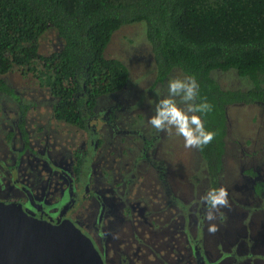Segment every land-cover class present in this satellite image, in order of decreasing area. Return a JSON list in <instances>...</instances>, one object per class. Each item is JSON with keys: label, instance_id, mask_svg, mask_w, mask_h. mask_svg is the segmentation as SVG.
Returning <instances> with one entry per match:
<instances>
[{"label": "flooded vegetation", "instance_id": "obj_1", "mask_svg": "<svg viewBox=\"0 0 264 264\" xmlns=\"http://www.w3.org/2000/svg\"><path fill=\"white\" fill-rule=\"evenodd\" d=\"M155 76L154 68L145 95L168 75ZM6 85L10 93L0 94L14 104L0 109V203L50 225L69 223L102 264H264L262 106L247 109L257 140L242 145L226 122L220 166L211 172L182 137L143 126L140 106L122 97L132 88L84 101L81 121L68 123L55 118L56 99L37 83ZM221 186L231 207L210 234L200 198Z\"/></svg>", "mask_w": 264, "mask_h": 264}, {"label": "trees", "instance_id": "obj_2", "mask_svg": "<svg viewBox=\"0 0 264 264\" xmlns=\"http://www.w3.org/2000/svg\"><path fill=\"white\" fill-rule=\"evenodd\" d=\"M142 22L161 82L172 69L195 77L197 103L213 110L203 116L216 137L203 150L208 169L220 166L226 133L225 108L259 104L264 110V0H0V91L9 72L30 75L56 99V119L81 121L86 101L120 91L127 69L103 57L112 33ZM51 28L60 45L47 55L37 52V39ZM232 70L248 88L222 90L212 71Z\"/></svg>", "mask_w": 264, "mask_h": 264}, {"label": "rangeland", "instance_id": "obj_3", "mask_svg": "<svg viewBox=\"0 0 264 264\" xmlns=\"http://www.w3.org/2000/svg\"><path fill=\"white\" fill-rule=\"evenodd\" d=\"M145 25L142 22L133 23L130 25H124L112 33L108 44L103 51V57L106 59H115L121 62L127 69V81L123 89L115 96L121 95L128 88L133 90L127 91L123 94V98L128 103L140 106L144 120V127L148 126V119L154 115L155 104L161 99L160 93H158L161 87H168V82L173 78L183 79L186 76L179 69H172L162 85L154 87L152 90H145L146 95L140 91V89L148 88V82L150 73L154 71V64L149 45L144 39ZM37 52L40 55H47L53 51H57L60 42L57 40L55 32L48 28L37 39ZM210 78L213 81H217V85L222 90L235 89L234 82L236 80L245 84L242 88L236 90H246L248 88V82L243 78H238L232 70L226 72L212 71ZM3 82L8 85L14 86L18 90L23 88H36V82L28 75L26 78L20 76L17 72H9L2 78ZM165 90V89H164ZM167 93V90L164 91ZM145 95V96H144ZM14 102L9 97H5L0 94V109L8 108ZM12 104V105H13ZM259 104L252 106L233 105L229 106L226 110V120L228 126L227 135L231 138L237 139L242 145L244 142H249L248 138L252 141L257 140V131L253 125L249 123V117L251 116L248 108H252ZM254 110V109H253ZM255 111V110H254ZM256 112V111H255ZM261 137V135H260ZM229 138V140H231ZM228 140V137H227ZM229 153L234 155L232 147H229ZM238 155V154H237ZM234 158H236V156Z\"/></svg>", "mask_w": 264, "mask_h": 264}, {"label": "water", "instance_id": "obj_4", "mask_svg": "<svg viewBox=\"0 0 264 264\" xmlns=\"http://www.w3.org/2000/svg\"><path fill=\"white\" fill-rule=\"evenodd\" d=\"M0 264L102 263L69 223L50 225L27 217L17 205L0 203Z\"/></svg>", "mask_w": 264, "mask_h": 264}, {"label": "clouds", "instance_id": "obj_5", "mask_svg": "<svg viewBox=\"0 0 264 264\" xmlns=\"http://www.w3.org/2000/svg\"><path fill=\"white\" fill-rule=\"evenodd\" d=\"M198 96L199 85L195 77L170 79L167 96L155 104L154 115L148 119V124L170 137H182L187 149L203 150L213 142L216 133L207 130L202 119L213 110V105L206 99L197 103ZM177 98L184 107L179 106ZM200 199L206 205L204 219L208 224L207 230L215 234L219 231L217 220L224 217L223 209L231 207L229 192L223 186L210 188Z\"/></svg>", "mask_w": 264, "mask_h": 264}]
</instances>
